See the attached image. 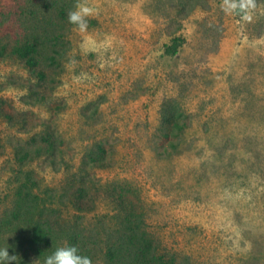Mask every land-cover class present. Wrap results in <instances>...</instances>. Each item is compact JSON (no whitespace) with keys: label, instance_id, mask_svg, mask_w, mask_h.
<instances>
[{"label":"rangeland","instance_id":"obj_1","mask_svg":"<svg viewBox=\"0 0 264 264\" xmlns=\"http://www.w3.org/2000/svg\"><path fill=\"white\" fill-rule=\"evenodd\" d=\"M26 43L37 68L12 54ZM3 48L0 222L29 189L104 264L127 185L160 256L264 264V0H0Z\"/></svg>","mask_w":264,"mask_h":264},{"label":"trees","instance_id":"obj_2","mask_svg":"<svg viewBox=\"0 0 264 264\" xmlns=\"http://www.w3.org/2000/svg\"><path fill=\"white\" fill-rule=\"evenodd\" d=\"M54 5H46L44 9H55ZM57 10L63 16L67 14L65 6ZM182 45V40L175 39L167 53L176 55ZM39 51L36 43H26L16 46L12 54L34 69L39 67ZM5 52L3 48L0 55ZM165 119L174 126L175 132L171 131V136H167L174 147L172 137L183 133L187 119L175 111H171ZM42 141L48 147L39 148L38 157L57 150V141L52 134L42 138ZM33 155L25 150L18 154L21 161H27ZM94 159L101 162L106 157L100 154ZM126 186L121 187L117 194L122 221L120 228L111 231L106 242L104 264H177L175 258L167 259L158 254L154 240L145 228L144 214L139 211L141 199ZM78 197V201H83L85 191H80ZM48 217L50 219L51 212L40 206L38 198L29 189L20 190L14 210L0 222V264H34V260L43 264H92L95 261L93 244L81 226H58Z\"/></svg>","mask_w":264,"mask_h":264}]
</instances>
